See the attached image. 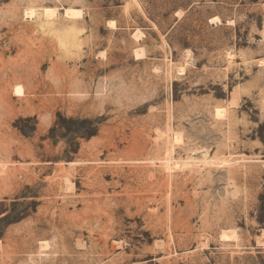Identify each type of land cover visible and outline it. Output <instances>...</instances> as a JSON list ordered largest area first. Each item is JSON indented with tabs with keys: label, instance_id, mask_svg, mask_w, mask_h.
I'll return each mask as SVG.
<instances>
[{
	"label": "rangeland",
	"instance_id": "1",
	"mask_svg": "<svg viewBox=\"0 0 264 264\" xmlns=\"http://www.w3.org/2000/svg\"><path fill=\"white\" fill-rule=\"evenodd\" d=\"M263 230L264 0H0V264H264Z\"/></svg>",
	"mask_w": 264,
	"mask_h": 264
},
{
	"label": "bare ground",
	"instance_id": "2",
	"mask_svg": "<svg viewBox=\"0 0 264 264\" xmlns=\"http://www.w3.org/2000/svg\"><path fill=\"white\" fill-rule=\"evenodd\" d=\"M63 9H64V11H65V14L67 15V16H71V17H80V18H82L83 17V11L81 10V9H77V8H72V7H63ZM59 8L58 7H48V8H45V10H44V15H45V17H48V18H56V17H58V13H59ZM178 13H181V11H178L177 12V14ZM26 14L29 16V17H32L33 18V16H35L36 15V11L35 10H33V9H29L27 12H26ZM211 22L212 23H217V22H220V18H219V16H215V17H213V18H211ZM222 23V22H221ZM140 29H137V31L136 32H134L135 34H140ZM141 49V48H140ZM136 49V54H137V57H139V58H142V57H144L143 56V50L141 49ZM183 69V68H182ZM181 69V70H182ZM184 70V69H183ZM24 92H25V90H24V88L21 86V85H17L16 87H15V93L17 94V95H22V94H24ZM221 112H223L222 110H221ZM220 114V113H219ZM177 133V132H176ZM175 133V134H176ZM179 133V132H178ZM177 135V134H176ZM180 134H178L177 136H176V138H175V136H174V138L175 139H177V137L179 136ZM178 140V139H177ZM179 140H180V138H179ZM229 233V232H228ZM234 235V234H233ZM262 235H264V230H263V233H262ZM223 237H225V238H228V237H230V235H228L226 232H224L223 233ZM263 237V236H262ZM231 240V239H230ZM43 245V244H42ZM48 245H49V243H48V241H45L44 242V245H43V247L44 248H48ZM46 248V249H47ZM41 250H42V248H41ZM45 251V250H44Z\"/></svg>",
	"mask_w": 264,
	"mask_h": 264
},
{
	"label": "trees",
	"instance_id": "3",
	"mask_svg": "<svg viewBox=\"0 0 264 264\" xmlns=\"http://www.w3.org/2000/svg\"><path fill=\"white\" fill-rule=\"evenodd\" d=\"M59 121H60V122H62V121H66V119H64L63 117H60V118H59ZM67 121H70V122H72V123H78V121H76V120H74V119H68ZM79 123H82V124H88V125H89V127H87V128H88V131H87V135H88V136H89V135H93V134L95 133L96 129L91 127V124L93 123L91 120H89V119H85V120H81Z\"/></svg>",
	"mask_w": 264,
	"mask_h": 264
}]
</instances>
